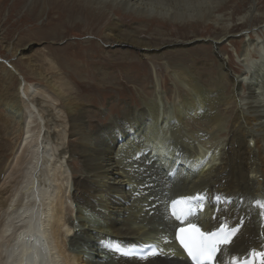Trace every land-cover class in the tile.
<instances>
[{"label": "bare ground", "instance_id": "1", "mask_svg": "<svg viewBox=\"0 0 264 264\" xmlns=\"http://www.w3.org/2000/svg\"><path fill=\"white\" fill-rule=\"evenodd\" d=\"M227 1L84 0L87 5H97L101 8V12L106 11L109 6L128 11L138 19L158 17L164 21L188 24L210 22L220 27L219 36H221L219 39L217 37V41L212 39L203 41L212 43L218 56L217 72L211 74V71H216L214 66V69L209 67L207 74L210 89L199 91L201 86L199 77L196 78L195 71L187 65L175 67L183 71V75L180 72L176 73L187 91L182 98H179V102L167 109L164 107V110L156 102L144 103L143 108L138 110L127 106L121 111L120 117L93 127L89 118L94 110L87 105L89 99L78 98L80 97L78 91L58 77L55 70L59 72L62 66L49 64L50 66L47 65L48 68L44 69L42 61L44 59L35 62L30 55L31 47L22 46L19 41L14 42V45L4 46L11 57L16 59V64H19L16 69L18 73L24 71L30 82L22 79L16 92L11 93L8 90L10 82L7 83L6 76L0 75V110L8 111L11 118L8 123V120H4L0 115V177L10 169L12 176L21 172L20 181L23 182L24 179H28L34 167L36 176L39 175L38 172L40 173V177L34 178L40 181L39 188L44 192L45 198L39 200L40 203L38 201L32 205L29 203V206L24 202L25 199L21 198L19 203L12 207L14 212L9 214L7 219L13 227L8 228L9 226L4 223L0 227V264H39V259H41L40 264H44L50 248L56 253L48 264H52L51 262L54 264H187L182 253L172 242L175 224L167 217L166 204L181 196L197 194L208 196L209 209L200 215L195 223L203 226L205 223L210 229H214L220 224L233 226L240 217L243 218L241 233L219 255L221 263L229 262L233 256L242 260L253 249L256 252L262 249L264 240L259 235V225L263 219L262 211L254 205H258V202L264 203V40L257 43L260 56L255 60L251 59L252 49H248L247 43L244 44L243 58L248 68L246 76L236 78L230 75L227 61L219 54L218 46L220 42L229 38L227 34L233 28L228 30L229 24L226 23L229 21L222 24L221 16L216 14V10ZM250 3L245 16H242L246 19V28L264 23V12L255 11L258 18L252 17L255 6L253 1ZM104 14L100 13V16ZM247 37L250 38V35ZM104 39L110 47L115 44L117 47L130 43L142 48L144 56H148L151 49H157L152 46H159V42L151 44L140 40L134 30L131 34L122 30L116 20L108 25ZM112 62L127 61L116 59ZM74 71L68 72V81L73 82V76H81L84 72H88L87 69L85 71L74 69ZM103 71L109 80L113 82L117 80L118 76L115 72L114 75ZM8 73L9 77L14 74L10 71ZM33 81L46 85L44 95L37 94L36 86L31 83ZM20 85L23 87L21 88ZM245 88H247L246 95L243 93ZM155 97L159 99L157 94ZM53 101L58 102L59 106V109L52 106L54 111L50 105H44ZM30 108H33L43 123L38 122L37 119L24 123L25 111ZM58 113L61 114H59L61 120L56 116ZM20 115L21 119L18 118ZM189 119L203 122L200 126L206 132L204 135L208 137L212 133V139L215 134L220 135L226 128L225 140L212 150L194 148L193 141L199 138L186 133L185 121ZM15 122H21L22 130H26L28 135L24 138L26 143L24 146L20 143L18 149L23 151V155L25 153L30 155L31 162L24 160L23 157H16L15 166L9 165L10 168L4 170L1 166L9 155L5 138L10 136L11 123ZM4 132L7 133L6 136H3ZM31 132H36L35 138L29 135ZM63 132L66 144L61 148ZM73 137L75 142H72ZM27 138L30 139L29 143ZM51 145L53 150L57 148L59 159L67 155L63 164L66 165V172L69 174L67 176L70 177L68 197L63 195L62 185L51 191L43 187V185L47 186L46 182L44 183L46 179L43 165L39 167L40 162L35 160L38 164L35 162L34 166L32 162L37 158L40 161L47 160L49 155L47 150ZM145 151H148L147 155H144ZM74 159L79 161V169L74 167ZM176 165H179V170L175 179L171 181L167 175ZM16 182L12 185L18 188L19 183ZM1 187L0 212L10 213V206L13 204L10 202L11 205L8 204V199L3 198L7 190L4 192ZM36 188L38 190L37 186ZM28 191L33 193L32 190ZM16 193L17 191H15L16 196L13 197L18 196ZM216 198L225 200L232 198L233 202L228 207H220L215 220H212V201ZM66 200L73 202L75 217L73 213L67 215L69 207L68 209L65 207ZM239 200L242 201L241 204ZM29 208H32V211L26 210ZM20 209L23 210L22 214H18ZM43 210L39 219V215L34 217L35 212L39 213ZM41 221L42 230L39 227L36 230L34 225ZM28 223H32L33 228L29 227ZM68 227L73 230V234L71 233L68 239L67 247L62 243V235ZM10 236L13 250L11 249L9 255L3 256L2 252L7 251L9 246L7 245L8 249L5 251L2 250V246L5 247V242H9ZM117 241L125 242L126 245L159 244L161 252L159 256L145 260L116 259L104 245L116 246ZM53 257L56 259L53 260Z\"/></svg>", "mask_w": 264, "mask_h": 264}, {"label": "rangeland", "instance_id": "2", "mask_svg": "<svg viewBox=\"0 0 264 264\" xmlns=\"http://www.w3.org/2000/svg\"><path fill=\"white\" fill-rule=\"evenodd\" d=\"M248 1L249 2H247V0H228L223 4L224 6L222 5L216 10V14L220 15L222 18V24L229 21L226 23L229 24V26H227L228 30L233 28L232 31L227 34L229 38L219 43L218 52L221 57L227 61L229 74L236 78L241 76L245 77L246 70L248 69L244 64L245 60L243 58L244 44L247 43L248 49H252L251 52L253 55L251 59L255 60L259 59L260 56L257 43L260 40H264V23L246 28V19L242 18V16H245V12L252 1L255 6L252 17L258 18V14L255 11L264 12V0ZM100 10L101 8L97 5H87L84 0H0V75L6 76L5 79L7 83L10 82L8 83V90L11 91V93H15L20 81L22 83V79H26V81L30 82L24 71L20 73L22 76L18 73L16 69L19 64H16V59L12 58L6 47H4L7 44L14 45L18 41L22 46L31 47L30 55H32V59L35 60V62L38 61V59H44L42 60L44 69H47V65L49 64L59 67L62 66V70L59 72L57 69L55 70L58 77L60 79L62 78V81H65L70 87L78 91L80 95L78 98L82 97L81 99L84 100L86 98L90 101L87 105L91 106V110H94L89 118L92 127L96 124H106L111 119L120 117L121 111L127 106L138 110L143 108L144 103L156 102L159 103L163 107L162 110H164V107L167 109L179 102V98H182V95L187 91L185 86L181 83V78L177 77L178 73H176L180 72L183 75V71L175 67L187 65L191 70L195 71V76L197 74L196 78L199 77L198 80L201 82H199L201 85L199 88L200 92L211 88V85H209L207 81L209 80L207 74L209 72V67H211V69H214V66L216 67V71H211L212 75L217 72L218 56L214 51L213 44L203 41L206 39L217 41L221 37L219 36V26L210 22L207 24L201 22H189V24L185 22H170L169 20H161L158 17H152L153 20L145 18L138 19L133 14L128 13V11L126 12L119 8H112L109 6H107L104 12ZM100 13L105 14L101 17ZM114 20L119 22L122 30L130 34L134 30L138 34V37L141 38L140 40L151 44L159 42V46H152L157 47V49H151L148 56H144V50L142 48L135 47L130 43L117 47L115 44L110 47L108 43H106V39H104V34L106 33L108 25ZM247 35H250V38H248ZM47 59L49 61H47ZM116 59H125L127 62L113 63L112 61ZM206 61H208V63H206ZM74 69H76V71H85L87 69L88 72H84L81 76H73V82H71V80L68 81V72L71 73ZM103 70L108 74L111 73L115 75L116 73L118 76L117 80H115L116 78L114 82L109 80L105 76ZM9 71L15 75L13 74V76L9 77ZM85 73H87L88 76ZM31 83L36 86L35 89L37 94L41 93L44 95V91L47 88L46 85L43 83L40 84L38 81H33ZM20 86L21 88L23 87V85ZM44 87L46 88L44 89ZM31 88L33 89L32 85ZM244 90L243 93H247V88ZM156 94L159 96L158 100L155 97ZM213 94L215 95V93ZM53 102L50 104L44 103V105H50L53 111L54 107L52 106L59 109L58 102ZM8 113L9 112L4 111V109L0 110V115H2L4 120H8V123H10L11 118ZM59 114L60 113L56 114L58 119L61 115ZM229 116L231 115L229 114ZM18 118L21 119V115ZM24 118H26L24 123H28L33 119H37L38 122L43 123L39 116L35 114L33 108L25 111ZM185 123L186 133L199 138V140L193 138L194 148H209L212 150L217 148L218 145L225 140L224 132L226 128L220 135L215 134L214 139H212V133H210L211 135L208 137L204 135L206 132H204L203 127L200 126L203 122L189 119L188 121L186 120ZM11 125L12 132L10 136L7 137V133H3V136H6L7 153L9 154L3 160L4 162L1 166V169L4 168V170L5 168H10L8 167L9 165L11 167L15 166L16 157H23L24 160L26 159L28 162H31L30 155L26 153L23 155V151L18 149L20 143L22 146L26 143L24 139L27 135L26 130H22L21 122L11 123ZM64 125L65 124H63V127ZM35 133L31 132L29 135L35 138ZM62 136L63 142L61 143V148H64L66 144L64 132ZM33 138L31 140L32 142ZM29 140L30 139L27 138L28 143ZM72 142H75V137L72 138ZM56 149L57 148L53 150V146L51 145L47 150L49 154L47 160L40 161L39 158H37L32 162L34 166L37 162H40L39 167L41 164L43 165L42 169L46 179L44 183L46 182L47 185H43V187L51 191L57 186L60 187V185H62V193L65 197H68L70 192V177L67 176L69 175L66 172L67 167L63 164L67 159V155L59 159ZM73 164L75 168L79 169L80 163L78 160L74 159ZM6 172V175L2 174L0 177V187L2 186L1 189L4 192L7 190L3 198L5 200L8 199V204L11 203L13 205H9L11 207L9 210L10 213L4 212V214H2L3 212H0V224H2L0 227H2L4 223L6 226H9L8 228H12L13 226H10L12 223H8L9 220L7 217L14 212L12 207H15L17 203H19V199H25L24 202L29 206V203L31 205L35 202L37 203V201L40 203L39 200H43L45 195L44 192L41 191L42 189L40 190L39 188L40 181L38 182L36 180V177H40V173L38 172L39 175L36 176V169L34 170V167L29 173L28 179H24L23 182L20 181L21 172L15 173L13 176L10 175L12 172L10 169L7 173ZM14 182L19 183L18 188L12 185ZM27 185H30V187ZM28 190H32L33 193ZM15 191L18 193L17 197H13V195L16 196ZM36 191L37 193L39 191V193H43H41L42 195L39 193L37 194ZM29 193L31 194L30 196L28 195ZM65 207L67 209L69 207L67 215L69 216V214L72 215L73 213V217H75L73 202L66 200ZM26 210L32 211V208ZM69 210L72 212H69ZM22 212L23 210L19 211L18 214H22ZM43 212L44 210L36 214L34 213V217L35 215L36 217L39 215V219L41 216L40 214H43ZM11 220L13 221V219ZM18 226L21 227L20 225ZM37 226L42 230V221L39 222ZM68 228L64 232V235H62L63 240L61 239L62 243L66 244L67 247L68 239L71 237V233L73 234V230ZM68 235L69 237H67ZM64 237H66L67 241H65L66 239ZM10 240L11 236L9 237V242H5L6 248L2 246V250L4 251L5 249L7 250L9 246L7 251L2 252L3 256L4 254L5 256L9 255L13 250V241L11 242ZM16 241L18 242V240ZM16 241H14V243H16ZM50 249H48V251L51 260L56 251ZM3 256H1V258ZM54 258L56 259V257H53V260H55ZM51 263L54 264L53 262Z\"/></svg>", "mask_w": 264, "mask_h": 264}, {"label": "snow or ice", "instance_id": "3", "mask_svg": "<svg viewBox=\"0 0 264 264\" xmlns=\"http://www.w3.org/2000/svg\"><path fill=\"white\" fill-rule=\"evenodd\" d=\"M252 143L254 146V141ZM198 199H200L198 194L196 196H181L173 199L170 204L172 216L176 219L184 220L189 215L194 214L192 201ZM258 206L264 208V204H259V202ZM261 216L264 217V212H261ZM241 230L242 218L231 227L221 224L214 231L201 230V227L197 226V224L188 223L185 227L178 229L177 239L184 252L195 264H211L215 254L220 251V246L233 243L234 238L241 233ZM250 255L259 259L260 264H264V252H256L253 249ZM229 264H251V261L239 260L233 256Z\"/></svg>", "mask_w": 264, "mask_h": 264}]
</instances>
